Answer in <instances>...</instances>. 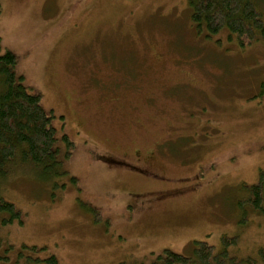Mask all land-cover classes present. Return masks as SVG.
Segmentation results:
<instances>
[{
  "label": "rangeland",
  "instance_id": "1",
  "mask_svg": "<svg viewBox=\"0 0 264 264\" xmlns=\"http://www.w3.org/2000/svg\"><path fill=\"white\" fill-rule=\"evenodd\" d=\"M0 1V54L74 144L49 174H0L24 220L0 211V264H152L225 234L259 257L264 213L241 199L264 170V41L209 36L189 0Z\"/></svg>",
  "mask_w": 264,
  "mask_h": 264
},
{
  "label": "trees",
  "instance_id": "2",
  "mask_svg": "<svg viewBox=\"0 0 264 264\" xmlns=\"http://www.w3.org/2000/svg\"><path fill=\"white\" fill-rule=\"evenodd\" d=\"M189 5L193 22L199 29L205 26L211 37L227 30L229 37L241 46L264 41V15L256 0H189ZM1 8L0 1V14ZM17 62L18 57L11 50L0 54V174L8 173L7 166L23 162L42 168L44 173L42 170L41 173L46 175L59 163V141L62 139L68 150L74 144L65 133L59 139L53 116L45 110L41 94L28 90L24 75L16 69ZM242 188L245 196L241 205H251L255 212L264 213V170L257 182L244 183ZM0 211L10 215L4 222L12 223L15 219L24 222L22 211L13 202L0 198ZM238 240L237 236L225 234L220 248L197 240L194 253L189 255L166 248L155 256L152 264H264V247L259 248V257L242 258L232 254L229 248ZM33 249L37 248L33 246ZM31 262L61 264L55 254L34 257Z\"/></svg>",
  "mask_w": 264,
  "mask_h": 264
},
{
  "label": "flooded vegetation",
  "instance_id": "3",
  "mask_svg": "<svg viewBox=\"0 0 264 264\" xmlns=\"http://www.w3.org/2000/svg\"><path fill=\"white\" fill-rule=\"evenodd\" d=\"M121 162L124 163L123 161H121ZM129 165L132 166V167H137V166L132 165V164H129ZM143 168H144V167H143ZM149 168H150V167H149ZM145 170L149 171L147 167L145 168ZM149 172H151V171H149Z\"/></svg>",
  "mask_w": 264,
  "mask_h": 264
}]
</instances>
